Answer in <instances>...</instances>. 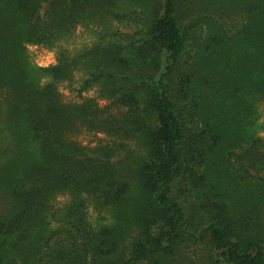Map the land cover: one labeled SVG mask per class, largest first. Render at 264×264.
Wrapping results in <instances>:
<instances>
[{
    "label": "trees",
    "instance_id": "trees-1",
    "mask_svg": "<svg viewBox=\"0 0 264 264\" xmlns=\"http://www.w3.org/2000/svg\"><path fill=\"white\" fill-rule=\"evenodd\" d=\"M126 1L130 13L115 0H0V109L21 107L13 129L37 157L0 178V264L26 263L19 247L56 194L69 196L64 224L37 264H264V138L235 150L250 113L243 85L264 75V0ZM78 25L92 43L72 57L64 46V74L59 63L43 70L69 81L84 70L77 90L99 86L101 107L25 81V42L66 41ZM82 131L109 139L88 148L74 138ZM141 136L139 233L125 245L126 229H94L86 205L127 218L131 140ZM12 151L0 146V159Z\"/></svg>",
    "mask_w": 264,
    "mask_h": 264
},
{
    "label": "rangeland",
    "instance_id": "rangeland-1",
    "mask_svg": "<svg viewBox=\"0 0 264 264\" xmlns=\"http://www.w3.org/2000/svg\"><path fill=\"white\" fill-rule=\"evenodd\" d=\"M46 6L47 3H45L40 10L41 15L44 13ZM115 8L120 13H130L133 10V7H131L126 0H115ZM244 20L243 18L237 19L235 21L236 26L240 27ZM118 27L125 32L131 30L130 23L119 24ZM89 28L78 25L74 32V36L66 41H64V39H58L54 44L26 41L24 45L25 60L29 67L24 74L26 83L39 87H43L47 84H54L61 94L62 99L66 102L80 103L90 101L93 105L98 107L107 104L109 101L99 97V86L81 92L77 90L80 85V79L82 80V78L85 77L84 70L72 71V76L77 78L75 81L64 79V75L55 77L43 70L44 67H50L59 63L63 67L64 74V46L69 48V56H75L84 45L92 43V32ZM256 78H261L264 81V75L254 77L251 82L243 85L244 91L240 95L243 103L249 108L250 113L245 116V123L238 126V129L242 131L244 137L243 145H240V147L237 146L235 149L236 151L245 149L248 143L255 137L264 138V136L259 134L261 130H264V89L262 91L256 89ZM6 110L4 106L0 109V117L4 115V123H6L2 124L3 135L0 140V146L5 147L11 142L13 151L11 153H5V156L0 159L1 180L3 179L4 172H10L11 169H13L12 164L14 162L21 161L24 164L23 166H25L33 160H37L35 156L36 144L33 141H24L19 134L17 136L16 130L13 129L14 122H16L18 117L21 118L20 116L23 114L21 107L14 106L12 109H9L8 112ZM113 111H115V109H113ZM74 138L88 148L94 147L100 141L105 142L109 139V137L103 133L86 131L79 132L74 135ZM131 143L134 150L128 162L131 189H133L130 191V214H128L127 218L121 217L118 215L119 212L115 206H99L91 200H89L86 205V218L94 229L98 230L104 226L112 227L118 224L121 225L120 227L126 229V232L123 234L125 245H127L128 241L133 240L139 233L138 218L133 210L136 199H139V182L135 177L134 171L137 163L143 158L144 150H146L144 136L131 140ZM6 161H9V163L7 166H4L5 163H7ZM68 201L69 196L67 194H56L54 199L50 200L47 209L43 212L42 219L33 226L31 238L19 247L20 254L23 252L25 256V264L38 263L40 254L45 251L44 240L49 236L52 230L64 224L63 208ZM131 212H133V214ZM36 245H40V250L35 247ZM21 263L24 264V258L22 256Z\"/></svg>",
    "mask_w": 264,
    "mask_h": 264
},
{
    "label": "clouds",
    "instance_id": "clouds-1",
    "mask_svg": "<svg viewBox=\"0 0 264 264\" xmlns=\"http://www.w3.org/2000/svg\"><path fill=\"white\" fill-rule=\"evenodd\" d=\"M259 134L264 136V130H261Z\"/></svg>",
    "mask_w": 264,
    "mask_h": 264
}]
</instances>
